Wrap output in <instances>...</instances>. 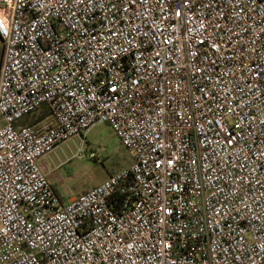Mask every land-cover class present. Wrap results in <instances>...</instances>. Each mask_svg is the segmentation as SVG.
<instances>
[{"label":"built area","instance_id":"built-area-1","mask_svg":"<svg viewBox=\"0 0 264 264\" xmlns=\"http://www.w3.org/2000/svg\"><path fill=\"white\" fill-rule=\"evenodd\" d=\"M0 41V264H264V0H0ZM101 124L131 164L64 203L39 160Z\"/></svg>","mask_w":264,"mask_h":264},{"label":"rangeland","instance_id":"rangeland-1","mask_svg":"<svg viewBox=\"0 0 264 264\" xmlns=\"http://www.w3.org/2000/svg\"><path fill=\"white\" fill-rule=\"evenodd\" d=\"M35 118L38 119L25 118L20 125L37 123ZM38 164L60 201L66 203L127 168L131 159L112 130L101 124L83 138L75 137L61 144Z\"/></svg>","mask_w":264,"mask_h":264},{"label":"crops","instance_id":"crops-1","mask_svg":"<svg viewBox=\"0 0 264 264\" xmlns=\"http://www.w3.org/2000/svg\"><path fill=\"white\" fill-rule=\"evenodd\" d=\"M0 43H1V41H0ZM2 50V49H1ZM0 58H1V53H0ZM23 121V120H22ZM48 155H46V156H44L43 158H41L40 160H39V162H42L43 161V159L45 158V157H47Z\"/></svg>","mask_w":264,"mask_h":264},{"label":"trees","instance_id":"trees-1","mask_svg":"<svg viewBox=\"0 0 264 264\" xmlns=\"http://www.w3.org/2000/svg\"><path fill=\"white\" fill-rule=\"evenodd\" d=\"M34 121H38V120H34ZM21 123H22V121H21ZM33 124H35V122H29L28 123V125H33Z\"/></svg>","mask_w":264,"mask_h":264}]
</instances>
